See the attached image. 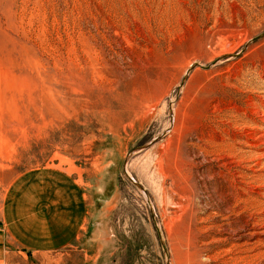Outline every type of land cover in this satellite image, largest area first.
Here are the masks:
<instances>
[{
  "label": "rangeland",
  "instance_id": "obj_1",
  "mask_svg": "<svg viewBox=\"0 0 264 264\" xmlns=\"http://www.w3.org/2000/svg\"><path fill=\"white\" fill-rule=\"evenodd\" d=\"M45 167L91 232L28 264H264V0H0V213Z\"/></svg>",
  "mask_w": 264,
  "mask_h": 264
},
{
  "label": "crops",
  "instance_id": "obj_2",
  "mask_svg": "<svg viewBox=\"0 0 264 264\" xmlns=\"http://www.w3.org/2000/svg\"><path fill=\"white\" fill-rule=\"evenodd\" d=\"M87 192L70 172L37 168L9 184L0 213V264L60 252L87 236Z\"/></svg>",
  "mask_w": 264,
  "mask_h": 264
}]
</instances>
